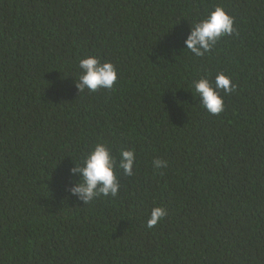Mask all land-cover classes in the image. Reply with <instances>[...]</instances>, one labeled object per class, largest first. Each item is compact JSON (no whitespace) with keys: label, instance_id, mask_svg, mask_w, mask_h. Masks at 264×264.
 Here are the masks:
<instances>
[{"label":"trees","instance_id":"16d2710c","mask_svg":"<svg viewBox=\"0 0 264 264\" xmlns=\"http://www.w3.org/2000/svg\"><path fill=\"white\" fill-rule=\"evenodd\" d=\"M217 5L236 33L196 58ZM88 55L113 91L79 94ZM217 72L237 89L214 116L189 85ZM97 142L137 168L83 205L69 169ZM0 264H264V0H0Z\"/></svg>","mask_w":264,"mask_h":264},{"label":"clouds","instance_id":"9594fccd","mask_svg":"<svg viewBox=\"0 0 264 264\" xmlns=\"http://www.w3.org/2000/svg\"><path fill=\"white\" fill-rule=\"evenodd\" d=\"M234 25L235 18L227 14L222 6H215L190 27L189 34L184 39L185 50L196 58H203L222 38L236 33ZM77 70L78 74L74 82L79 94L85 91L88 93L100 90L113 91L117 86L118 68L111 61L88 55L78 60ZM189 87L195 93L193 98L199 99L201 108L214 116L225 111L224 96L235 93L237 89L232 78L223 72H217L214 79L211 76L194 79ZM73 165L69 169V175L74 179L68 192L83 205H88L100 197L118 196L121 183L117 170H122L126 176L134 175L137 168V154L134 150H120L117 156L113 154V149L107 143L97 142L83 154L79 163ZM152 165L154 169L167 168L168 162L154 159ZM166 216L165 208L152 207L147 219V227L157 226Z\"/></svg>","mask_w":264,"mask_h":264}]
</instances>
